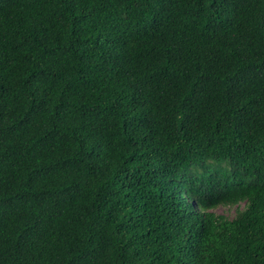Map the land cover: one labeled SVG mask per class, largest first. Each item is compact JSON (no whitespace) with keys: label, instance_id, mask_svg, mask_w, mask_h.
Masks as SVG:
<instances>
[{"label":"trees","instance_id":"obj_1","mask_svg":"<svg viewBox=\"0 0 264 264\" xmlns=\"http://www.w3.org/2000/svg\"><path fill=\"white\" fill-rule=\"evenodd\" d=\"M0 264H264V0H0Z\"/></svg>","mask_w":264,"mask_h":264},{"label":"rangeland","instance_id":"obj_2","mask_svg":"<svg viewBox=\"0 0 264 264\" xmlns=\"http://www.w3.org/2000/svg\"><path fill=\"white\" fill-rule=\"evenodd\" d=\"M217 212L220 214H223L224 216H228L229 218H231L234 215V211L228 212V211L223 210L222 208H219Z\"/></svg>","mask_w":264,"mask_h":264}]
</instances>
